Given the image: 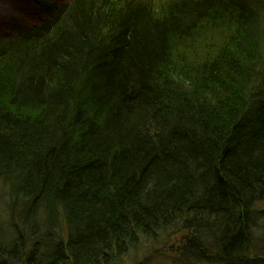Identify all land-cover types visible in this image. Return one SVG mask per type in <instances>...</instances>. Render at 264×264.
<instances>
[{"label":"trees","instance_id":"1","mask_svg":"<svg viewBox=\"0 0 264 264\" xmlns=\"http://www.w3.org/2000/svg\"><path fill=\"white\" fill-rule=\"evenodd\" d=\"M261 1L28 0L0 36V264H264Z\"/></svg>","mask_w":264,"mask_h":264},{"label":"rangeland","instance_id":"2","mask_svg":"<svg viewBox=\"0 0 264 264\" xmlns=\"http://www.w3.org/2000/svg\"><path fill=\"white\" fill-rule=\"evenodd\" d=\"M56 3L68 0H49ZM257 3V2H256ZM264 7V0L259 4ZM264 12V11H263ZM43 19L42 14L28 0H0V36H11V30L15 25L34 26ZM138 246V254L129 252L122 264H169L167 258L155 254L157 245ZM258 254V253H257ZM167 257V256H166Z\"/></svg>","mask_w":264,"mask_h":264}]
</instances>
